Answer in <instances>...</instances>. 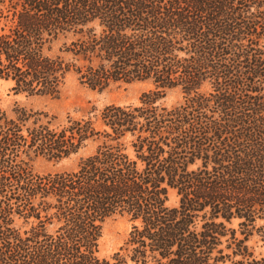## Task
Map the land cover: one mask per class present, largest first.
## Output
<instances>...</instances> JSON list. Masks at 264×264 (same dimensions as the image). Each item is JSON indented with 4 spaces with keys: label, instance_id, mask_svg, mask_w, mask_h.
Here are the masks:
<instances>
[{
    "label": "trees",
    "instance_id": "trees-1",
    "mask_svg": "<svg viewBox=\"0 0 264 264\" xmlns=\"http://www.w3.org/2000/svg\"><path fill=\"white\" fill-rule=\"evenodd\" d=\"M69 76L150 88L64 122L0 110V264H109L117 217L113 264H264V0H0V80L55 98Z\"/></svg>",
    "mask_w": 264,
    "mask_h": 264
},
{
    "label": "rangeland",
    "instance_id": "rangeland-1",
    "mask_svg": "<svg viewBox=\"0 0 264 264\" xmlns=\"http://www.w3.org/2000/svg\"><path fill=\"white\" fill-rule=\"evenodd\" d=\"M61 46V42L53 47V52H57ZM150 85L147 83H117L111 85L103 91L92 90L87 86L79 85L74 76H69L58 97L50 96H29L25 93H16L12 90V83L0 80V110L5 112L7 116L13 117L17 108H24L30 112H43L49 115L57 116L61 121H65L66 117L80 119L87 115L92 108L101 110L103 107L111 104L115 105H135L144 92L149 90ZM180 101V95L176 91H171L165 97L163 103L167 106L173 105ZM92 148H87L83 154H88ZM77 161V157L73 156L68 159L53 162L46 161L43 158H37L33 161L32 167L36 173L45 174L48 172H59L72 169ZM178 198L176 192L170 190L168 192V203L170 207L176 206ZM230 228L237 229V222L233 221ZM130 229V223L126 218H114L108 220L103 226V236L99 244V256L113 264L112 256L119 251L123 245L127 233ZM254 236L249 245L255 247L256 253H264V247L261 243H257ZM130 264V263H128Z\"/></svg>",
    "mask_w": 264,
    "mask_h": 264
}]
</instances>
